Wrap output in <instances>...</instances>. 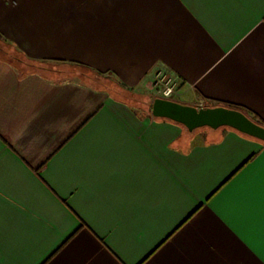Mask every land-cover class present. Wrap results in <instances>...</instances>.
Masks as SVG:
<instances>
[{
  "label": "crops",
  "instance_id": "crops-1",
  "mask_svg": "<svg viewBox=\"0 0 264 264\" xmlns=\"http://www.w3.org/2000/svg\"><path fill=\"white\" fill-rule=\"evenodd\" d=\"M0 34L42 64L0 53V264H264V140L152 112L164 72L264 120V0H0Z\"/></svg>",
  "mask_w": 264,
  "mask_h": 264
},
{
  "label": "water",
  "instance_id": "water-1",
  "mask_svg": "<svg viewBox=\"0 0 264 264\" xmlns=\"http://www.w3.org/2000/svg\"><path fill=\"white\" fill-rule=\"evenodd\" d=\"M152 112L155 116L180 122L189 130L204 126L212 128L230 126L264 140V126L253 121L243 111L223 105L195 106L171 98L157 97L154 99Z\"/></svg>",
  "mask_w": 264,
  "mask_h": 264
},
{
  "label": "rangeland",
  "instance_id": "rangeland-1",
  "mask_svg": "<svg viewBox=\"0 0 264 264\" xmlns=\"http://www.w3.org/2000/svg\"><path fill=\"white\" fill-rule=\"evenodd\" d=\"M3 45V44H2ZM9 47V46H8ZM7 51H8V54H6L7 55V57L10 59V60H12L15 64H17L21 69H25V70H29V69H31V70H41L40 68H41V66H42V64L41 63H39V62H32L31 60H28V59H26V58H24L21 54H19V52L17 51V49H15L14 47H10V50L9 49H7ZM4 52V51H3ZM52 66H54V67H59V66H55V65H52ZM70 69H72V68H70ZM73 71H70V70H67L66 71V73H68V72H74V69H72ZM65 72V71H64ZM64 72H63V74H64ZM84 79L87 81V80H89V81H91V82H96V78L95 77H93L92 75H87V73H84ZM109 86H110V88L112 89V90H115V87H114V85L112 84V83H109L108 84ZM176 86L178 87V88H176L177 89V91L180 89V85H179V83L178 84H176ZM116 92H119L120 94H122L123 96H126V95H128V93H125L124 91H122V92H120V91H116ZM147 96H148V98H147V100H148V103H149V106H150V104L153 102V97L151 96V94L150 93H148L147 94ZM202 106H204V105H202Z\"/></svg>",
  "mask_w": 264,
  "mask_h": 264
},
{
  "label": "trees",
  "instance_id": "trees-1",
  "mask_svg": "<svg viewBox=\"0 0 264 264\" xmlns=\"http://www.w3.org/2000/svg\"><path fill=\"white\" fill-rule=\"evenodd\" d=\"M10 47H13V45L0 34V53L3 56H5L6 58H8L6 55V54H8L7 49L10 50ZM219 105H223V106H226L229 108L241 110L244 113H246L253 121L260 124L261 126H264V120L259 115H257L256 113H254L253 111H251L250 109H248L247 107H244L242 105L235 104V103H229V102H220V101H206V103H205V106H211V107L219 106Z\"/></svg>",
  "mask_w": 264,
  "mask_h": 264
},
{
  "label": "built area",
  "instance_id": "built-area-1",
  "mask_svg": "<svg viewBox=\"0 0 264 264\" xmlns=\"http://www.w3.org/2000/svg\"><path fill=\"white\" fill-rule=\"evenodd\" d=\"M156 94L163 98H173L177 94V80L164 72H159L155 77Z\"/></svg>",
  "mask_w": 264,
  "mask_h": 264
},
{
  "label": "snow or ice",
  "instance_id": "snow-or-ice-1",
  "mask_svg": "<svg viewBox=\"0 0 264 264\" xmlns=\"http://www.w3.org/2000/svg\"><path fill=\"white\" fill-rule=\"evenodd\" d=\"M247 189H245L246 195ZM260 213H261V220L262 225H264V176L261 177V196H260Z\"/></svg>",
  "mask_w": 264,
  "mask_h": 264
}]
</instances>
